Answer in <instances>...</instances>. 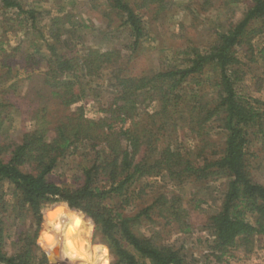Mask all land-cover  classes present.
I'll return each instance as SVG.
<instances>
[{
  "label": "trees",
  "instance_id": "1",
  "mask_svg": "<svg viewBox=\"0 0 264 264\" xmlns=\"http://www.w3.org/2000/svg\"><path fill=\"white\" fill-rule=\"evenodd\" d=\"M49 2L0 0V264H51L38 239L43 209L57 203L92 219L111 264L253 254L264 241V183L254 176L264 169V100L256 97L264 47L254 44L264 37V0L182 4L190 19L180 23L182 46L162 49L159 68L141 74L134 62L157 25L179 21L177 3ZM84 8L108 19L99 44L86 41L96 22ZM202 31L209 36L199 42ZM8 33L21 37L18 45ZM89 99L96 119L86 115ZM15 118L29 126L11 135ZM60 171L71 172V183L54 178ZM161 181H197L196 193L210 192L195 207L209 231L205 263L143 231L155 217L177 234L192 231L183 195Z\"/></svg>",
  "mask_w": 264,
  "mask_h": 264
},
{
  "label": "rangeland",
  "instance_id": "2",
  "mask_svg": "<svg viewBox=\"0 0 264 264\" xmlns=\"http://www.w3.org/2000/svg\"><path fill=\"white\" fill-rule=\"evenodd\" d=\"M33 1V0H30ZM41 1V0H39ZM49 1V0H48ZM178 4L176 11L172 14L175 16L174 19L179 20L175 23H172L170 26V22H165L163 25H157L153 33V40L145 45V50L142 52L137 60L134 62L136 73H150L153 70L159 68L160 63V51L164 49L165 51L170 50L169 48H178L182 46L184 37V31L182 22L187 23L189 17L187 16V12L184 9V5L189 0H172ZM37 2V0H35ZM44 2V1H43ZM54 4V0H51ZM49 2L46 6H53ZM219 5V3H218ZM243 5L242 4H234L233 9H237L240 13H243ZM78 11V10H77ZM82 12L84 13L82 16L84 19L94 20L95 31L91 32L87 35L86 41L88 44H99L101 39L106 35H103L104 32H107L110 27H108V19L102 20L99 23V20L96 19L98 17V13L89 11L88 8H84ZM222 17V16H221ZM237 20L241 18V14L237 16ZM234 19V18H233ZM235 20V19H234ZM235 20V21H237ZM221 23V19H219V24ZM190 22L187 23L189 26ZM203 32V31H202ZM205 34L207 37L209 33L205 31V33H199V38L197 39L199 42L201 40V36ZM120 40L118 43H123L125 36L118 35ZM8 38L10 39L13 45H18L19 37L15 33H8ZM181 40V41H180ZM183 41V42H182ZM27 42V41H26ZM256 48L264 47V37L259 38L255 41ZM167 54H163L162 57H167ZM256 97L264 100V93H259ZM84 106L86 107V115L89 118L96 119L100 117L95 110L96 105L92 100L84 101ZM29 126L28 122H21L19 118L14 119L13 129L10 131L11 135H13L20 128L26 129ZM259 145L256 144L254 150L258 149ZM77 163H71L70 168H75ZM71 172L62 173L58 172L54 178L57 179L59 183L65 182L71 183ZM255 178L258 179L261 183H264V169L259 171V173H254ZM64 178V179H62ZM65 180V181H63ZM161 184H165L166 182L161 181ZM167 189L169 191L177 192L180 191L183 195V209L186 210V214H188V221L192 226V231L189 232L186 236L181 233H176L173 226L166 225V220L159 219L155 217L156 224L153 227L152 224H145L144 228H148L143 230L147 235H152L150 232L155 235L156 240H161L162 242H172L176 243L174 248L179 250L181 249L185 258L187 260H198L202 263H205V259L201 257L205 252H208V246L206 245L205 238H208L209 231L206 226V216L202 209H196V204L198 200H202L204 196L208 197L210 192H206L205 190H200L196 193L197 181H194L192 184L183 185V187H171L168 183ZM210 190L213 191L215 187V183L210 182ZM7 193V200L10 199V190L9 187L6 186L4 188ZM215 192L212 193V196H215ZM214 206V204H212ZM208 205H202V208H207ZM57 209H60V212H57ZM214 209H208L206 212H213ZM43 223L42 229L40 232V236L38 239V244L41 249L48 255L51 264H104V260L100 259L104 254V250L107 247L101 242L100 237L96 234L95 225L88 216L83 214L80 211L71 209L66 203H57L54 205L46 206L43 211ZM56 213L55 216L52 214ZM7 213H3V216ZM75 218H80L81 224L79 228H72L74 224ZM60 224V229L57 230L55 225ZM91 228V231H89ZM70 229H72L70 231ZM45 234L51 236L54 240L52 245H49L47 239H45ZM202 240V241H201ZM69 241H72V247H69ZM259 245L258 249L251 255H245L243 253H234L232 256H226L224 258V262L217 263L216 260H213L209 264H264V241ZM185 244L184 247L182 245ZM9 248V247H8ZM104 259L108 261V264H111V256L107 249V255L104 256Z\"/></svg>",
  "mask_w": 264,
  "mask_h": 264
},
{
  "label": "clouds",
  "instance_id": "3",
  "mask_svg": "<svg viewBox=\"0 0 264 264\" xmlns=\"http://www.w3.org/2000/svg\"><path fill=\"white\" fill-rule=\"evenodd\" d=\"M60 211H61L60 209H57V212H60ZM52 215L55 216L56 213H53ZM80 224H81V220H80V218H75V220H74V224H73L72 228H73V229H74V228H79V227H80ZM55 227H56L57 230H59L61 226H60V224L57 223V224L55 225ZM71 230H72V229H70V231H71ZM89 231H91V228H89ZM45 239L48 240L49 245H52V244L54 243L53 238H52L51 236L47 235V234H45ZM72 243H73L72 241H69V247H70V248L72 247ZM106 255H107V249L104 250V254H103V256L100 257V259L104 260V264H108V261H107L106 259H104V256H106Z\"/></svg>",
  "mask_w": 264,
  "mask_h": 264
}]
</instances>
